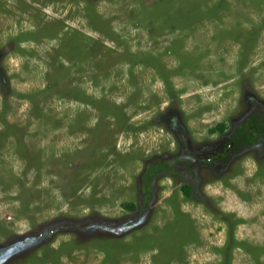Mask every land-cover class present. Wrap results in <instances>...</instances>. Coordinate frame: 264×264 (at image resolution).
Masks as SVG:
<instances>
[{
	"label": "rangeland",
	"instance_id": "374dc122",
	"mask_svg": "<svg viewBox=\"0 0 264 264\" xmlns=\"http://www.w3.org/2000/svg\"><path fill=\"white\" fill-rule=\"evenodd\" d=\"M256 113L264 0H0V264H264Z\"/></svg>",
	"mask_w": 264,
	"mask_h": 264
},
{
	"label": "trees",
	"instance_id": "16d2710c",
	"mask_svg": "<svg viewBox=\"0 0 264 264\" xmlns=\"http://www.w3.org/2000/svg\"><path fill=\"white\" fill-rule=\"evenodd\" d=\"M258 113H256L253 118H251L249 121H247L246 123L240 125L235 133L232 135V138L230 139L229 142H227L226 144V150H224V152L218 156H226L227 152L229 149V147H231V145L234 146V150H238L241 147H249V146H258L259 143H261L262 141H264V120L260 121L259 118L257 117ZM221 132L225 131V126L222 125L220 128ZM179 165L183 166L184 163L180 160L179 161ZM188 165V164H186ZM156 169H161V170H165V169H174L173 167L170 166V164L168 162H162L159 166L157 165ZM154 175L153 171L149 169V175H146V179H148L150 176ZM185 194L187 197H189L192 191V188L190 185H186L184 188ZM147 190V189H146ZM143 191L145 192V190L143 189ZM149 192V191H148ZM149 198H146V202L143 205L144 207L149 205ZM125 208L131 212L135 211L138 209V207L135 204H127L125 205Z\"/></svg>",
	"mask_w": 264,
	"mask_h": 264
},
{
	"label": "flooded vegetation",
	"instance_id": "af4514ba",
	"mask_svg": "<svg viewBox=\"0 0 264 264\" xmlns=\"http://www.w3.org/2000/svg\"><path fill=\"white\" fill-rule=\"evenodd\" d=\"M231 147H233V145H231Z\"/></svg>",
	"mask_w": 264,
	"mask_h": 264
}]
</instances>
